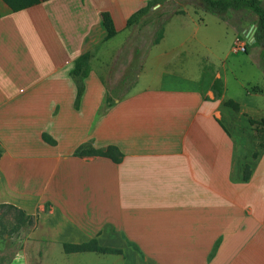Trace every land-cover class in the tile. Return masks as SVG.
Wrapping results in <instances>:
<instances>
[{"label": "crops", "instance_id": "0c3cea01", "mask_svg": "<svg viewBox=\"0 0 264 264\" xmlns=\"http://www.w3.org/2000/svg\"><path fill=\"white\" fill-rule=\"evenodd\" d=\"M150 1L44 0L14 12L0 0V205L38 218L20 256L47 264L56 247L93 253L63 244L96 239L122 251L101 254L117 257L106 264H264V148L249 123L264 119L257 17L231 24L181 9L147 53L150 78L140 68L111 98L109 64L125 63L129 19ZM86 53L87 75L73 76ZM110 146L120 163L76 155Z\"/></svg>", "mask_w": 264, "mask_h": 264}, {"label": "rangeland", "instance_id": "374dc122", "mask_svg": "<svg viewBox=\"0 0 264 264\" xmlns=\"http://www.w3.org/2000/svg\"><path fill=\"white\" fill-rule=\"evenodd\" d=\"M201 2L202 0H168L164 5L155 7L152 14L141 24L133 25L131 27V43H129L124 49L125 54L123 60L125 63L120 62V64H118L115 59L109 64L110 79L108 81V87L113 92H117V94H114L111 98L119 97L121 93L126 92L135 83L140 68H143L144 66L147 53L154 40L157 38V31L161 21L169 18L171 14L180 13L181 9L187 6H192L201 10L199 8ZM208 15H210L209 17L219 18L209 13ZM227 17H230L231 24H240L241 20L250 21L253 15L246 11L241 12V14L230 11L228 15L226 14L225 18L227 19ZM117 41L118 40H116V42ZM132 43H136L140 47H131ZM261 48V57L263 59L261 60L262 64L264 63V46ZM252 51L256 53L255 49H252ZM249 54L250 53H248V55ZM234 58L236 57H233L232 59ZM236 59L245 61L248 67L253 69L254 72L260 71L256 65L248 60L249 57L241 56ZM261 69L264 72V64L261 65ZM142 72L143 74H148L149 78L153 74V71L151 70L144 72V68ZM149 80L150 79H146V77H142V79H140V88L148 86L147 82H149ZM1 214L3 216L0 218V264H38L41 257L37 254L30 257H25V255L20 256V252L23 250L28 235L33 227H16V214L14 212L7 213L4 209L0 215ZM30 249H33V246H31ZM64 255L63 250L56 247L54 249V257L50 258L47 264H106L107 261L117 262V257L94 253L74 254L71 256ZM18 257L19 260H17Z\"/></svg>", "mask_w": 264, "mask_h": 264}, {"label": "trees", "instance_id": "16d2710c", "mask_svg": "<svg viewBox=\"0 0 264 264\" xmlns=\"http://www.w3.org/2000/svg\"><path fill=\"white\" fill-rule=\"evenodd\" d=\"M5 3L14 11L20 12L31 8L33 6L41 4L44 0H4ZM168 0H152L147 6L140 9L136 12L128 22V26L139 25L141 24L147 17H149L153 9L157 6L164 5ZM199 8L206 13L212 14L214 16L219 17L222 21H226V14L229 11H247L257 17L256 21V32L254 38L256 43L259 45H264V0H202L199 5ZM179 14V13H175ZM171 14L169 18L166 20H162L157 31V38L154 40L153 45L160 43V41L164 37L165 25L168 23L169 19L175 15ZM102 26L107 32V38H113L116 35L115 26L112 20V17L109 13L102 14ZM90 55L88 53L82 55L76 62L75 69L71 72L73 76L87 75L88 73V61ZM223 84L220 80H216L213 84V90L215 91V95L219 96L222 92ZM227 107H230L236 112L241 110V106L238 102L233 100H229L225 103ZM249 123L255 127L256 136L259 139V147L264 148V119L261 121L254 120L249 118ZM43 139L49 143L50 145H56V142L47 134L43 135ZM77 156L80 157H106L114 161L115 163H120L123 160L124 155L120 152V150L114 146L108 147L106 150H95L88 149L77 151ZM259 156V151H256L253 155L254 159ZM1 157V153H0ZM251 175L250 168L247 166L245 169V180H249ZM6 210L7 213H15V225L18 228L21 227H34L38 218L34 216L27 215L23 210L16 208L13 205L1 204L0 205V213L2 210ZM2 214L0 218H2ZM137 249L136 246H134ZM63 249L65 253H86L93 252L99 254H121V250L110 249L106 247H102L98 244L96 239H93L89 242H85L82 244H63ZM218 249V245L214 248L211 257H214Z\"/></svg>", "mask_w": 264, "mask_h": 264}, {"label": "built area", "instance_id": "2783aa9c", "mask_svg": "<svg viewBox=\"0 0 264 264\" xmlns=\"http://www.w3.org/2000/svg\"><path fill=\"white\" fill-rule=\"evenodd\" d=\"M235 53H246L247 52V45L237 41L233 48Z\"/></svg>", "mask_w": 264, "mask_h": 264}, {"label": "water", "instance_id": "95a60500", "mask_svg": "<svg viewBox=\"0 0 264 264\" xmlns=\"http://www.w3.org/2000/svg\"><path fill=\"white\" fill-rule=\"evenodd\" d=\"M255 32H256V28L254 29V33H253V35L255 34ZM253 40L255 41L254 37H253Z\"/></svg>", "mask_w": 264, "mask_h": 264}]
</instances>
